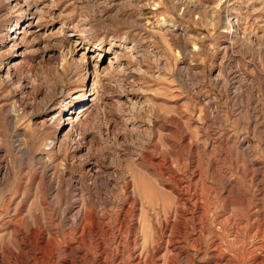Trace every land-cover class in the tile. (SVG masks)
<instances>
[{"label": "rangeland", "instance_id": "1", "mask_svg": "<svg viewBox=\"0 0 264 264\" xmlns=\"http://www.w3.org/2000/svg\"><path fill=\"white\" fill-rule=\"evenodd\" d=\"M0 162V264H264V0H0Z\"/></svg>", "mask_w": 264, "mask_h": 264}, {"label": "bare ground", "instance_id": "2", "mask_svg": "<svg viewBox=\"0 0 264 264\" xmlns=\"http://www.w3.org/2000/svg\"><path fill=\"white\" fill-rule=\"evenodd\" d=\"M54 106H55V102H50L45 108H48L47 110L50 111V110H53ZM82 117L83 116H81L79 114L74 119H72L70 117L66 119V126L69 127L70 129L67 131L66 135H64V136H66V138L65 137H63V138L67 139V138H69L71 136L72 132H74V131H72V129L75 128L74 127L75 122H79L80 123L81 120L83 119ZM54 119H55L54 117H51L50 119H47V120L49 122H53ZM64 126H65V123H64ZM14 131H16V130L14 129ZM7 174H9L7 166L4 165V162H0V178L6 177ZM43 180H44V183H45V189H46L47 194L56 197L60 193L59 183L57 182L56 178H54L53 176H50V175L48 176L47 174H45ZM77 187H79V188H77L79 194L80 195L83 194L84 190H83V186H82L81 182L77 183ZM66 188H67L66 191L68 192L69 189H70L69 186H67ZM66 191L62 193V196L64 197V200H65V204H64L65 207H66V205L69 204L67 202L69 199L67 198L68 196H67V192ZM87 206L88 205L85 204L82 199H78L77 198L76 200H73L71 202V207H72L73 211L74 210L76 211V213L74 214V216L72 218V223L75 226H79L80 227V226L84 225V223H85L84 215H85ZM62 209H64V208H62Z\"/></svg>", "mask_w": 264, "mask_h": 264}]
</instances>
